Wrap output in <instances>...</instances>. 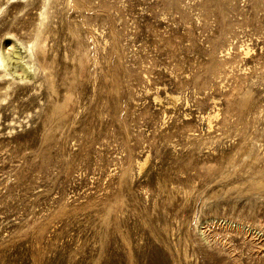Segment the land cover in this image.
Returning a JSON list of instances; mask_svg holds the SVG:
<instances>
[{"label":"rangeland","instance_id":"obj_1","mask_svg":"<svg viewBox=\"0 0 264 264\" xmlns=\"http://www.w3.org/2000/svg\"><path fill=\"white\" fill-rule=\"evenodd\" d=\"M6 36L34 77L0 91V243L264 264V0H0Z\"/></svg>","mask_w":264,"mask_h":264},{"label":"bare ground","instance_id":"obj_2","mask_svg":"<svg viewBox=\"0 0 264 264\" xmlns=\"http://www.w3.org/2000/svg\"><path fill=\"white\" fill-rule=\"evenodd\" d=\"M4 40L10 42V44H0V91H2L3 95L6 97L10 94V92L18 89L24 81L33 78L34 75L31 76V72L27 65H22L20 69H17L18 67L16 66L18 64L15 66V63H17L19 59L22 61L23 58L19 52L14 51V45L17 43L13 39L11 40L8 36L4 37ZM37 54L42 57V61H45L46 56L43 50L37 49ZM44 68H46V64L42 65V69ZM43 80L46 81L44 77ZM16 233L17 234H15L12 238L5 239L2 243H0V264H60V254L55 252L54 248L48 247L44 244L42 234L31 235L32 233L30 234L22 229H17ZM121 241L123 242L122 239ZM130 241L132 240L130 239ZM128 254L130 255V253ZM14 255H16V258L12 259V256ZM72 257L73 256H71V258ZM71 258L67 257L64 263H75V261L73 262L74 259L72 258V260Z\"/></svg>","mask_w":264,"mask_h":264}]
</instances>
